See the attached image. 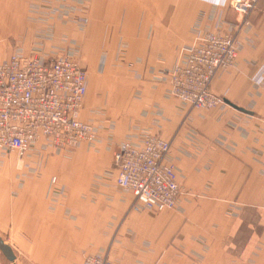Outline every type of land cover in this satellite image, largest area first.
<instances>
[{
  "label": "crops",
  "instance_id": "0c3cea01",
  "mask_svg": "<svg viewBox=\"0 0 264 264\" xmlns=\"http://www.w3.org/2000/svg\"><path fill=\"white\" fill-rule=\"evenodd\" d=\"M49 1L0 0V43L45 57L80 55L87 71L81 117L99 137L69 152L38 144L12 169L0 150V234L17 256L11 262L0 250V264H80L86 252L107 253L114 264H264V81L257 82L264 0L239 34L235 65L212 83L252 113L225 101L196 108L170 93L168 71L184 60L197 29L228 32L241 20L231 7ZM77 13L88 17L86 27ZM11 52L0 50V59ZM148 132L171 142L168 159L182 188L173 209L132 210L134 195L116 182L118 145Z\"/></svg>",
  "mask_w": 264,
  "mask_h": 264
},
{
  "label": "built area",
  "instance_id": "2783aa9c",
  "mask_svg": "<svg viewBox=\"0 0 264 264\" xmlns=\"http://www.w3.org/2000/svg\"><path fill=\"white\" fill-rule=\"evenodd\" d=\"M229 6L241 20L228 32L198 28L185 58L168 71L170 93L185 104L209 109L223 103L212 91L218 73L235 65L243 47L240 32L252 26L251 12L259 0H208ZM216 26L224 21L218 17ZM88 18L81 20L86 24ZM257 82L264 81V67ZM87 93V71L73 55L45 57L36 50L15 51L0 59V150L24 158L38 144L66 152L83 141L98 140V129L81 117ZM170 140L146 133L141 142L126 140L114 153L116 182L132 193V210L164 211L177 206L182 188L168 159ZM56 180V177L53 178ZM80 264H114L102 252L84 254Z\"/></svg>",
  "mask_w": 264,
  "mask_h": 264
},
{
  "label": "rangeland",
  "instance_id": "374dc122",
  "mask_svg": "<svg viewBox=\"0 0 264 264\" xmlns=\"http://www.w3.org/2000/svg\"><path fill=\"white\" fill-rule=\"evenodd\" d=\"M47 1H49V0H47ZM42 2H43V0H42ZM42 2H41V4H42ZM58 2V0H50L49 1V3H52L51 4V7L53 6V4H54V6H58V4L59 3H57ZM68 2H73V0H69ZM68 5H69V3H68ZM74 16V15H73ZM84 17H87L86 15H83V14H80V13H77V14H75V16H74V20L77 22V24H80L81 23V20H82V18H84ZM88 18V17H87ZM88 22H89V20H88ZM88 22L86 23V24H82V26L83 27H86L87 25H88ZM1 32H0V38H1ZM11 42H9V44H8V42H5L4 43V41L2 40L1 41V43H0V50H13V52H15L16 50H17V47H15L14 46V44H15V42H12L11 44H10ZM13 52H11L9 55H11ZM8 55V56H9ZM8 56H6V57H8ZM74 57H76V58H79L80 59V55H73ZM5 57V58H6ZM216 78V77H215ZM214 78V79H215ZM214 81V80H213ZM213 83V82H212ZM211 88H212V86H211ZM213 91V90H212ZM214 92V91H213ZM215 93V92H214ZM216 94V93H215ZM221 97V96H220ZM222 98V97H221ZM223 101H224V99H223ZM57 151L58 150H60V151H64V150H61V149H58V148H55ZM53 151H55L54 149L53 150H51L50 151V153L51 152H53ZM6 154V160H7V162H8V164H7V166H10V168L12 169L13 168V166L14 165H16V166H19V167H22V166H24L26 163V161H25V158H26V156L24 157V158H19L18 157V155H17V153L16 152H8V153H5ZM64 154V153H63ZM103 253V252H102ZM105 254H107V253H105ZM109 255V254H108ZM111 258V257H110Z\"/></svg>",
  "mask_w": 264,
  "mask_h": 264
},
{
  "label": "water",
  "instance_id": "95a60500",
  "mask_svg": "<svg viewBox=\"0 0 264 264\" xmlns=\"http://www.w3.org/2000/svg\"><path fill=\"white\" fill-rule=\"evenodd\" d=\"M224 101L231 104L232 106H234L237 109H240V110L247 112V113H252L251 111H249L243 107H240V106H238V105H236V104H234L228 100H224ZM0 250L8 260H10L11 262H15L16 257H17L16 253H15L13 247L4 240V238L2 237L1 234H0Z\"/></svg>",
  "mask_w": 264,
  "mask_h": 264
}]
</instances>
